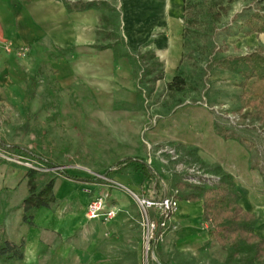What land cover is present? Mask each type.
<instances>
[{"label": "rangeland", "instance_id": "374dc122", "mask_svg": "<svg viewBox=\"0 0 264 264\" xmlns=\"http://www.w3.org/2000/svg\"><path fill=\"white\" fill-rule=\"evenodd\" d=\"M202 1L192 0L197 32L189 36L185 47L182 37V60L175 72L185 80L181 91L169 90L168 82L154 81L155 75L159 77L160 64L155 59L145 61L140 55L132 56L139 61L134 87L129 86L130 80L120 78L123 72H117L113 88L94 87L86 76L82 80L66 68H55L53 62L52 66L37 62L35 71L21 82L17 97L13 95L19 109H12L10 102L0 104L4 117L0 120V138L7 146H20L56 166L37 165L34 157L1 148L12 160L2 157L3 163L0 161V226L12 225L11 219L27 194L25 167L53 173L56 180L61 178V170L81 177H96L109 170V178L148 197L153 195L154 180H142L133 167L115 165L126 157H138L150 163L166 193L175 198L215 186L221 173L229 174L242 207L254 212L255 232L264 240V120L254 119L249 109L241 107L242 76L211 64L216 57L244 55L264 45V33L239 32L233 17L244 11L242 1L230 6L222 25L211 33L203 18ZM260 5L264 6V0ZM116 9L122 10L118 4ZM180 14L177 18L182 22ZM175 30L172 28L178 36ZM116 44L119 49L125 47L119 37ZM150 66L156 69L155 79L146 85V68ZM5 97L11 99L10 95ZM133 97L130 103L128 99ZM149 128L155 132L151 139L146 134ZM97 184L100 194H108V201L112 194L122 196L128 205L122 208L128 211L123 212V218L129 224L128 232L107 236L105 222H98L100 254L104 257L97 259L99 264H224L225 250L208 241L201 201L188 202L196 213L180 211L179 207L167 222L161 240L146 252L131 195L101 179Z\"/></svg>", "mask_w": 264, "mask_h": 264}, {"label": "crops", "instance_id": "0c3cea01", "mask_svg": "<svg viewBox=\"0 0 264 264\" xmlns=\"http://www.w3.org/2000/svg\"><path fill=\"white\" fill-rule=\"evenodd\" d=\"M117 4L122 9L119 12ZM178 12L183 19L182 0H0V104L10 102L12 109L13 106L19 109L16 97L21 82L35 71L37 62L51 66L53 62L55 68L57 65L60 69L66 68L82 80L86 76L94 87L113 88L117 72H123L120 78L125 82L130 80L129 86L134 87L139 61L132 56L140 55L145 61L155 59L160 64L159 77L154 76L153 66L146 68L149 75L146 85L154 77L158 83L169 82L182 60L183 20H178ZM172 28L179 31L178 36ZM116 37L123 41V49L116 44ZM8 42L13 47H27V55L21 58L5 51ZM100 81L103 84H98ZM6 95L11 96L9 101ZM128 100L133 103L134 97ZM3 119L0 114V120ZM153 130L149 128L146 133L149 139L155 133ZM150 170L155 177L154 185L158 183L159 188L158 195L153 191L148 197L164 196L167 194L165 185L152 167ZM141 179L144 180L142 175ZM96 185L97 182L57 179L56 203L49 208H38L33 215V225L21 221L20 209L14 220L11 219L10 227L3 224L0 228L11 242L24 243L23 257L0 260V264H99L97 259L104 258L100 254V220L84 218L88 201L100 195V187ZM188 202L195 203L178 200V209L196 213L197 209ZM108 205L124 210L128 206L118 194L110 196ZM250 213L254 215L253 211ZM124 215L121 212L105 223L107 236L128 232L129 224ZM84 259L92 262H84Z\"/></svg>", "mask_w": 264, "mask_h": 264}, {"label": "trees", "instance_id": "16d2710c", "mask_svg": "<svg viewBox=\"0 0 264 264\" xmlns=\"http://www.w3.org/2000/svg\"><path fill=\"white\" fill-rule=\"evenodd\" d=\"M244 2V11L236 13L233 23L238 26L239 32L245 35H260L264 33V6L262 0H203L204 19L208 21L209 30L214 33L225 17L229 8L235 2ZM183 3V30L184 47L189 36L196 31L195 4L192 0H182ZM255 5L251 8V5ZM253 9V10H252ZM239 22V23H238ZM212 65L221 69L234 71L242 76L240 105L247 108L254 119L264 120V45H258L244 55L233 57H216ZM243 65V67H242ZM185 80L175 74L167 83V88L173 91L183 90ZM18 151L29 158L34 157L36 164L43 163L47 167L56 166L43 157L17 145H6L0 138V148ZM0 161L3 162V160ZM116 166H133L142 178L155 180L154 174L141 158L126 157L118 161ZM36 166V165H35ZM27 194L22 199L21 221L33 225L34 212L40 207L49 208L56 203L54 193L56 176L50 172L38 170L35 167L24 168ZM220 173L221 170L219 169ZM61 178L80 182H99L96 177H80L67 170L58 172ZM103 175L110 177L111 171L106 170ZM180 188L182 184L177 183ZM159 184L155 183L154 194L158 195ZM179 201H201L202 219L208 224V241L216 242L226 252L224 264H264V240L254 229V215L245 210L241 203V196L236 190V184L229 174L221 173L219 183L215 186L199 188L186 195H177ZM24 243L15 244L5 238L0 228V260L22 259Z\"/></svg>", "mask_w": 264, "mask_h": 264}, {"label": "built area", "instance_id": "2783aa9c", "mask_svg": "<svg viewBox=\"0 0 264 264\" xmlns=\"http://www.w3.org/2000/svg\"><path fill=\"white\" fill-rule=\"evenodd\" d=\"M4 49L7 52L15 53L18 57H25L28 52L27 47H13L9 42L6 43ZM148 147H150V145H148ZM2 157L10 159L2 153L0 148V158ZM147 164L149 166L150 163L148 162ZM95 175L99 180L101 179L108 185H113L121 190H125L131 195L138 209L143 240L146 245V252H148L155 242L161 240L165 227H167V222L170 221L172 215L178 210V199L168 194L161 197H146L138 195L127 186L114 181L105 175ZM152 211L154 212L153 214L151 213ZM121 212L128 213V211H124L116 205H108V194L103 193L94 196L88 201L85 206L84 217L89 221L100 220L107 223L113 220Z\"/></svg>", "mask_w": 264, "mask_h": 264}]
</instances>
